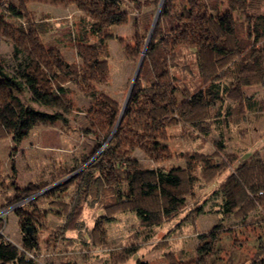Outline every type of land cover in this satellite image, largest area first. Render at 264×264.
<instances>
[{
	"label": "trees",
	"instance_id": "1",
	"mask_svg": "<svg viewBox=\"0 0 264 264\" xmlns=\"http://www.w3.org/2000/svg\"><path fill=\"white\" fill-rule=\"evenodd\" d=\"M32 1L0 0V33L9 35L5 37L11 40L16 62L11 69L0 59V139L20 142L39 124L60 122L67 126L68 115L75 109L73 85L90 101L83 112L94 146L70 168H60L54 178L32 180L24 187L12 185L13 190L5 185L9 175L0 160V264H34L37 226L44 216L36 215L41 201L52 209L61 206L69 211L62 232L78 230L76 217L86 204L96 203L100 215L84 229L83 236L101 243V237L93 232H101L115 212L131 210L147 227L170 219L186 204L187 192L196 179L195 163L187 169H164L139 163L135 151L153 162L168 158V128L178 124L188 132L207 133L210 123L227 125L238 106L253 109L256 105L245 97L243 87L264 86L262 0H163L150 36L147 29L135 32L133 45H126L135 61L140 54L142 59L122 112V104L98 85L108 75L106 41L113 37L109 29L125 22L128 11L122 6L127 1L136 6L138 2L37 0L50 5L72 4L85 13L74 30L78 60L68 61L59 47L47 46L42 39L52 28L49 17L28 20L27 5ZM5 17L27 20L11 25ZM21 89L38 108L23 101L18 94ZM199 157L203 163L199 174L204 177L226 168L211 161V156ZM68 173L70 176L59 182ZM69 185L72 196L70 202H64L60 193ZM218 191L222 216L243 217L244 221L257 207L264 212V159L251 156L238 164L224 176ZM50 208L43 209L46 215ZM7 209L16 215L23 232L18 244L2 230ZM259 220L264 222V213ZM205 236L207 239L198 241L192 258L183 260L168 253L167 264H209L217 228L198 238ZM117 254L111 252V258L100 264H111ZM249 264H264V253Z\"/></svg>",
	"mask_w": 264,
	"mask_h": 264
},
{
	"label": "rangeland",
	"instance_id": "2",
	"mask_svg": "<svg viewBox=\"0 0 264 264\" xmlns=\"http://www.w3.org/2000/svg\"><path fill=\"white\" fill-rule=\"evenodd\" d=\"M9 1L15 2V0ZM134 1H137L139 6L131 1H127L128 3L122 6L128 11L125 22L109 29L113 37L106 41L108 75L106 81L98 85L99 89L120 104L125 100L136 65L142 57L140 54L135 61L131 56L132 50L127 49L126 45H133L132 36L135 32L141 33L142 30L147 29L149 34L153 22L155 24L157 20L158 15L156 20L155 16L161 0L157 3L155 0ZM160 8L161 6L159 10ZM261 9H264V0ZM27 13L28 20L29 18L39 20L48 16L52 28L42 35L45 45L59 47L68 61L78 60L74 30L79 19L85 16L82 10H78L72 4L50 5L34 0L28 3ZM25 19L27 20L22 18L19 21L16 18L5 17L6 22L11 25L25 22ZM5 36L9 35L0 33V59L12 69L16 63L13 58L12 43ZM91 39L93 37L89 40ZM183 52L185 49L181 54ZM71 87L73 88L71 98L75 109L68 115L67 126L63 127L60 122L55 125L39 124L20 142L14 143L10 137L0 139V160L3 162L2 168L9 175L5 185L11 187V190H13L12 185L24 187L32 180L54 178L60 168L63 167V170L70 168L83 153H89L94 146L83 112L90 101L73 85ZM243 92L249 101H256V105L253 109L246 108L245 104L238 108L234 105L239 111L231 115L227 125L215 126L214 123H210L211 126L206 128L207 133L195 130L188 132L178 124L168 128L167 134L170 137L165 139L170 151L168 158L153 162L144 157L141 151H135V157L144 165L160 166L164 169L179 166L187 169L188 165L195 163L196 179L191 190L187 192L185 206L179 212L170 219L161 221L159 225L150 227L142 223L131 210L115 212L111 220L104 223L101 232H93L101 237L103 241L101 243L93 241L86 235L83 236L84 229L91 227L100 215L96 203L86 204L83 212L76 217V223L80 225L78 230L62 232L60 227L65 224L69 211L63 210L61 206L52 209L41 201L40 210L36 215L44 216L41 224L37 226L38 244L35 247L34 264H100L101 260L104 262L111 258V252L118 253L117 256L112 257L114 260L111 264L145 262L167 264L168 253L188 260L195 255L198 241L207 239L206 236L202 239L198 236L216 228L218 236L214 240L215 248L213 254L209 256V264H249L258 254L264 253V222L259 220L260 214L264 212L260 208L257 207L249 212L244 221L243 217L222 216L218 209V204L221 202L218 188L224 176L234 170L238 164L251 159V156L264 159V86H244ZM18 94L28 105L38 108L30 100L25 89L18 91ZM97 153L98 151L91 159ZM200 155L211 156V161L226 168L212 177L208 174L210 178L204 177L199 174L203 165ZM91 159L77 171L85 167ZM65 176L59 182L67 179L70 173ZM72 190L69 185L63 193H60L64 202H70ZM46 208H50L51 211L47 212V215L43 210ZM27 209L32 208L27 206ZM5 212L7 213L4 214L2 230L8 239L18 244L23 234L18 219L10 209ZM151 230L153 233L148 237Z\"/></svg>",
	"mask_w": 264,
	"mask_h": 264
},
{
	"label": "water",
	"instance_id": "3",
	"mask_svg": "<svg viewBox=\"0 0 264 264\" xmlns=\"http://www.w3.org/2000/svg\"><path fill=\"white\" fill-rule=\"evenodd\" d=\"M161 3H162V0H161L160 3H159L158 10H157V12H156V16H155V20H156V17H157V15H158V13H159V7L161 6ZM153 26H154V22H153L152 27H151V29H150V31H149L148 37H149L150 34H151V31H152ZM146 42H147V41H146ZM141 59H142V57H140V59H139L137 65H136V69H135V72H134V74H133V77H132L131 83H130V85H129L127 95H126L125 100H124V102H123V104H122V110H121V112L123 111V109H124V107H125V105H126V103H127V100H128L129 94H130V92H131L132 86H133L134 81H135V78H136V76H137V72H138V69H139V66H140V63H141Z\"/></svg>",
	"mask_w": 264,
	"mask_h": 264
}]
</instances>
